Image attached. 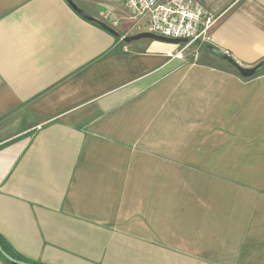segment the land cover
<instances>
[{"label": "crops", "instance_id": "crops-1", "mask_svg": "<svg viewBox=\"0 0 264 264\" xmlns=\"http://www.w3.org/2000/svg\"><path fill=\"white\" fill-rule=\"evenodd\" d=\"M72 1L145 31L122 0ZM201 1L217 21L182 62L65 0H0V236L19 255L264 264V69L242 78L205 48L264 61V0Z\"/></svg>", "mask_w": 264, "mask_h": 264}, {"label": "built area", "instance_id": "built-area-1", "mask_svg": "<svg viewBox=\"0 0 264 264\" xmlns=\"http://www.w3.org/2000/svg\"><path fill=\"white\" fill-rule=\"evenodd\" d=\"M130 14L133 28L186 43L168 58L184 60L183 53L192 44H208L217 16L208 12L197 0H122ZM112 27V26H111Z\"/></svg>", "mask_w": 264, "mask_h": 264}, {"label": "water", "instance_id": "water-1", "mask_svg": "<svg viewBox=\"0 0 264 264\" xmlns=\"http://www.w3.org/2000/svg\"><path fill=\"white\" fill-rule=\"evenodd\" d=\"M65 1L72 8V10L74 12H76L80 17H82L86 21L93 23V24L97 25L98 27L102 28L103 30H105L106 32L111 34L114 38H116L117 40H119L123 44L128 45V44L138 42L141 40H150V41L160 42V43L171 45V46H178V45L186 43V40H184V39L168 38V37L152 34V33L146 32V31L139 32V33L131 35V36H123L120 33H118L110 25H108V24L98 20L97 18H94V17L86 14L85 12H83L72 0H65ZM205 48L209 52H211L212 54H214L215 56H217L218 58L223 60L225 63L230 65L239 74V76H241L242 78H245V79L251 78V77L255 76L257 72L264 69V61L256 64L255 66H253L251 68H243V67L239 66L234 60H232V58H230L228 55L216 50L215 48H213L211 46H206ZM0 254L5 260H7L11 264H27L24 262L16 261V260L12 259L11 257H9L2 250L1 246H0Z\"/></svg>", "mask_w": 264, "mask_h": 264}, {"label": "rangeland", "instance_id": "rangeland-1", "mask_svg": "<svg viewBox=\"0 0 264 264\" xmlns=\"http://www.w3.org/2000/svg\"><path fill=\"white\" fill-rule=\"evenodd\" d=\"M208 12H210L211 14H213L214 16H218V10H213L211 9L209 6H207L206 4H204L201 0H197ZM219 1L220 0H211L212 3H214L216 6L219 5ZM131 29L133 30H137V28H133V25L131 24ZM118 43L121 44V42L118 41ZM183 46V44L178 45V46H173V47H178L181 48ZM205 45H200L199 43H194L192 44L188 49H186L183 53L184 56V60L182 62H186V61H193L194 59H196V54L198 53V51H200L201 49H203ZM188 56V57H187Z\"/></svg>", "mask_w": 264, "mask_h": 264}, {"label": "trees", "instance_id": "trees-1", "mask_svg": "<svg viewBox=\"0 0 264 264\" xmlns=\"http://www.w3.org/2000/svg\"><path fill=\"white\" fill-rule=\"evenodd\" d=\"M124 45V44H122ZM258 73V72H257ZM256 73V74H257ZM0 246L2 248V250L9 256L11 257L12 259L16 260V261H20V262H24V263H27V264H40V263H37V262H32V261H29L27 259H25L24 257H22L21 255H19L17 252H15L12 247L5 241L4 238H2L0 236ZM0 258L2 259V261L6 262V264H11L9 263L7 260H5L1 254H0Z\"/></svg>", "mask_w": 264, "mask_h": 264}]
</instances>
